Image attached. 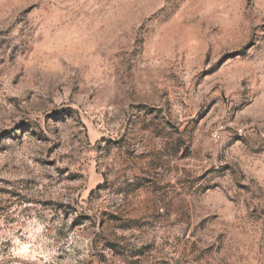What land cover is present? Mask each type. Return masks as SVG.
<instances>
[{"label": "rangeland", "instance_id": "rangeland-1", "mask_svg": "<svg viewBox=\"0 0 264 264\" xmlns=\"http://www.w3.org/2000/svg\"><path fill=\"white\" fill-rule=\"evenodd\" d=\"M0 264H264V0H0Z\"/></svg>", "mask_w": 264, "mask_h": 264}, {"label": "built area", "instance_id": "built-area-1", "mask_svg": "<svg viewBox=\"0 0 264 264\" xmlns=\"http://www.w3.org/2000/svg\"><path fill=\"white\" fill-rule=\"evenodd\" d=\"M222 129H223V127L222 126H220L219 128H217L216 130H215V132H214V137L216 138V139H218V138H220L221 137V132H222Z\"/></svg>", "mask_w": 264, "mask_h": 264}]
</instances>
